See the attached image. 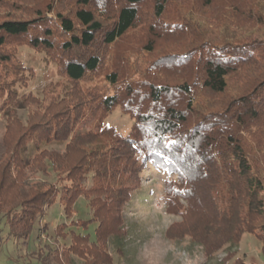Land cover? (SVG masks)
I'll return each mask as SVG.
<instances>
[{
  "label": "trees",
  "instance_id": "1",
  "mask_svg": "<svg viewBox=\"0 0 264 264\" xmlns=\"http://www.w3.org/2000/svg\"><path fill=\"white\" fill-rule=\"evenodd\" d=\"M2 5L24 15L0 17L7 132L21 121L14 108L22 106L26 69L18 46L46 52L63 80L43 98L22 97L36 108L2 163L0 249L11 239L28 246L38 231L33 264H64L69 254L81 264H113L106 248L115 242L123 254L127 209L143 200L138 185L154 166L169 176L167 211L195 221L184 235L202 243L209 260L237 251L256 231L264 256V0ZM116 108L133 121L126 135L104 124ZM82 197L97 222L95 240L72 230L66 250L42 243L37 226L48 210L60 203L71 219Z\"/></svg>",
  "mask_w": 264,
  "mask_h": 264
},
{
  "label": "rangeland",
  "instance_id": "2",
  "mask_svg": "<svg viewBox=\"0 0 264 264\" xmlns=\"http://www.w3.org/2000/svg\"><path fill=\"white\" fill-rule=\"evenodd\" d=\"M4 11H10L8 13L17 17L24 16L22 12H15L2 5L0 7L1 18H5L8 14ZM220 33L219 35L223 36ZM16 57L26 69V79L17 88L19 96L16 100L22 106L14 108L15 115L21 121L20 124L18 123V129L13 128L7 132L5 114L10 103L6 94L0 96V182L4 167L2 163L10 156L19 136L18 131L23 128L22 126L33 115L32 110L36 108L27 104L28 102H24L22 97L32 94L43 98L44 91L48 90L51 84L63 80L59 75L57 65L50 61L46 52L37 51L27 45H20L16 48ZM2 72L3 69L0 68V76ZM28 116L29 118H27ZM104 124L115 127L117 131L126 135L131 131L133 121L120 108H116L104 120ZM94 125V123H88L85 124V128L90 130ZM31 145V143H27V147ZM53 147L64 148L63 145L59 144H54ZM29 174L32 175L31 172ZM26 175L29 176L28 172ZM32 178L38 180L41 179V176L40 174H33ZM168 178L166 173L154 166H148L142 174L137 194H140L143 200L135 201L127 209L123 254L118 252L115 242H111L106 248L113 264H220L223 260H227L226 264H233L239 258L246 263L264 264L263 242L259 238L260 231L243 235L237 251L226 253L221 250L216 252L214 259L209 260L206 247L197 239L184 235L185 230H192L191 225L195 221L192 219L189 222H184L181 215L171 214L167 211L166 188ZM16 196L15 191L11 192L10 201H15ZM92 218L93 213L85 197L80 198L76 203L75 214L71 219L65 216L62 205L56 203L48 210L45 218L37 226V228L40 226L44 229L41 231V241L42 243L48 241L52 249L66 250V247L70 246L73 241L74 232L72 230L81 235H90L91 240L94 241L97 222L93 221ZM81 220L92 221L85 227H78L77 224H73V222ZM62 224L65 227L59 232L65 239L59 237V232L57 233L58 226ZM37 232L33 234L28 246L23 245L22 242H14L12 239L6 243L0 249L2 264H33L36 261L33 254L35 255V251H38L40 243ZM64 262V264H81L84 263V260L69 254Z\"/></svg>",
  "mask_w": 264,
  "mask_h": 264
}]
</instances>
